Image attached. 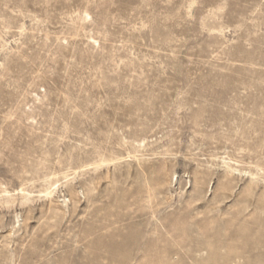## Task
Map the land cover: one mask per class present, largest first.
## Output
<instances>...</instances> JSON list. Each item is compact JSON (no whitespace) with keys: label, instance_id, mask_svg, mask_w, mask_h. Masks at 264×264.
Instances as JSON below:
<instances>
[{"label":"rangeland","instance_id":"374dc122","mask_svg":"<svg viewBox=\"0 0 264 264\" xmlns=\"http://www.w3.org/2000/svg\"><path fill=\"white\" fill-rule=\"evenodd\" d=\"M3 188L0 264L263 259L264 0H0Z\"/></svg>","mask_w":264,"mask_h":264},{"label":"bare ground","instance_id":"6f19581e","mask_svg":"<svg viewBox=\"0 0 264 264\" xmlns=\"http://www.w3.org/2000/svg\"><path fill=\"white\" fill-rule=\"evenodd\" d=\"M221 163H222V167L224 168V172H225V175L223 176L225 180L222 181L221 183V190L222 192L219 194V200H224V198L227 197V191H230L231 189V183L229 180L230 177L233 176L232 179H234V174L236 173H241V172H244V170L242 171L241 169L231 165L230 163V160H227V159H224L222 158L221 160ZM163 169V168H162ZM147 170V169H146ZM145 171V170H144ZM162 171L161 170V166H159L157 168L156 171L153 170V172H160ZM246 174H248L251 179L250 181H255L257 179H259L257 177V173H254V172H251V171H248V172H245ZM245 174V175H246ZM236 179V178H235ZM234 179V180H235ZM200 182V181H199ZM201 183V182H200ZM200 186V185H199ZM250 190L251 189L248 187L247 190ZM248 190V191H249ZM253 190V188H252ZM55 192V188H52L51 185L46 187L45 190L43 191L44 193V196L45 197H48L50 198ZM0 193H2L1 195H3V197L0 199L1 202H4L5 204L11 199V194L8 190H6L5 188H3L2 190H0ZM19 193H22V198H23V201L24 202H29L31 200L30 196H29V193H25V191H23V189L20 190ZM65 199V198H64ZM64 199L62 200V202L64 201ZM12 201V200H11ZM257 210H259V212H264V197L260 198L257 202V206L256 208ZM241 212V211H240ZM242 213V212H241ZM54 214V213H53ZM57 215V214H56ZM235 215V214H234ZM259 216V214H258ZM256 218V217H255ZM254 219V218H253ZM18 221V220H17ZM187 222V221H186ZM175 221L173 222L172 225H174ZM257 223H258V226H262V228L264 227V219H261V218H257ZM13 228V227H12ZM14 229V228H13ZM226 229V228H225ZM245 228L242 227V230H244ZM160 230V229H159ZM165 230V229H164ZM185 230V229H184ZM157 233V232H156ZM234 233V232H233ZM226 235V234H225ZM243 235V234H242ZM241 234H231L230 236V243L229 245L225 243H221L219 244V246L215 247V252L212 254V259L214 260V262L216 264H238L239 261L245 256V253L243 254L242 252V247L240 245H237L235 243V241L237 240V238H241ZM222 238V237H221ZM144 236L141 237V245H137L136 247V250L138 252H140V250L143 252L141 257H144V256H147V255H150V258H152V254L153 253L152 251H150L149 248H144V245L146 242L148 241H151L149 238L146 237V240H144ZM229 239V237H228ZM218 242V241H217ZM239 242V241H238ZM237 242V243H238ZM240 243V242H239ZM139 244V243H138ZM214 246V245H213ZM111 248V247H110ZM210 248V247H209ZM127 249V248H125ZM130 249V248H129ZM131 250V249H130ZM119 251V250H118ZM130 252V251H129ZM147 254V255H146ZM132 255V254H131ZM129 257H131L129 255ZM174 257V256H173ZM192 257V256H191ZM208 260V259H207ZM108 261V260H107ZM148 261L150 263H153V260L152 259H149L148 258ZM160 261V260H159ZM255 261V260H254ZM156 263V262H154ZM162 263V262H161ZM164 263V262H163ZM214 263V264H215ZM160 264V263H159ZM207 264V263H206ZM249 264H264V258L263 259H257L255 261V263L251 262Z\"/></svg>","mask_w":264,"mask_h":264}]
</instances>
